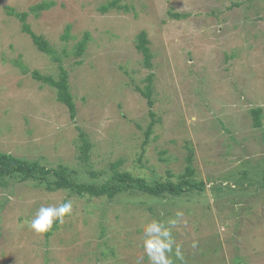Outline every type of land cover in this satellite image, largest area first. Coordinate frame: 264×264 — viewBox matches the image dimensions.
Returning <instances> with one entry per match:
<instances>
[{
  "label": "rangeland",
  "instance_id": "1",
  "mask_svg": "<svg viewBox=\"0 0 264 264\" xmlns=\"http://www.w3.org/2000/svg\"><path fill=\"white\" fill-rule=\"evenodd\" d=\"M41 1L55 5L32 12ZM111 1L0 0V157L64 164L78 181L92 182L106 181L122 160L120 170L153 183L177 182L192 155L194 179L205 188L179 197L127 190L110 200L7 178L0 264H149L143 226L177 211L184 216L173 236L183 264H264V0H120L122 8L102 11ZM23 12L69 73L75 118L56 88L33 76L58 79L59 63L23 31L15 15ZM141 31L151 67L136 47ZM149 74L152 108L136 89ZM66 200L73 213L52 235L29 228L41 206Z\"/></svg>",
  "mask_w": 264,
  "mask_h": 264
},
{
  "label": "trees",
  "instance_id": "2",
  "mask_svg": "<svg viewBox=\"0 0 264 264\" xmlns=\"http://www.w3.org/2000/svg\"><path fill=\"white\" fill-rule=\"evenodd\" d=\"M120 0H113L107 5L101 7L102 11H108L112 6L117 8H122V5L119 4ZM55 5L54 1H41L38 4H35L31 7V11L34 13L42 12L48 8ZM11 13H13V8L9 7ZM173 14V13H172ZM15 15L22 22V29L24 32L31 35L33 42L36 44L37 48L51 55L55 61L59 63V77L55 79L53 76H44L37 71L33 72V76L39 80L43 81L45 84H48L52 87H55L57 90V98L59 102L65 104L69 109L70 116L75 118L77 108L76 102L70 90L69 85V73L66 68L60 62L56 51L52 48L49 42L42 36L35 33L30 24L27 22V13H15ZM174 16H180L178 13H174ZM69 29L67 27L64 38H69ZM89 39V33L85 34L84 39L77 45L75 54L80 56L84 53ZM150 39L146 31H141L137 36L136 47L144 56V64L147 67L152 66V53L149 46ZM146 84L144 87L137 86L136 89L141 92V94L147 99L149 107L152 108L154 102L152 100V74H149L146 78ZM150 114L154 117V111L151 109ZM253 115V124L255 127L260 128L262 126V108L257 107L252 109ZM150 127L146 131V136L150 134ZM80 138L82 143L79 146L81 150V156L87 158L88 152L90 150V145L87 142L84 132L81 131ZM147 142V140L145 141ZM9 156V155H8ZM3 155L0 157V160L3 159V162L8 163L7 167H0V182L5 183V179L17 178L20 181H26L28 179H43L46 182V186L49 190L55 191L59 189L69 190L71 193L85 196L89 195L93 198L106 197L110 200L116 197L118 194H121L127 190L137 189L138 193H143L146 195L161 197L166 194H171L174 197L184 196L187 193L194 192L195 190L202 191L205 188V185L202 181H196L194 179L195 169L192 167L191 163L193 160L192 155L187 156V165L185 167L184 173L181 175L180 179L175 181H159L155 180L153 183H149L143 177H135L132 173L126 170H120L119 167L122 163V160L112 164L110 175L108 179L104 182H92V181H78L74 178L73 173L67 165L61 164L57 169H49L47 166L43 165L41 162L34 160H17ZM1 161V162H2ZM0 162V163H1ZM247 170H244V176H247ZM264 173V172H263ZM262 173V174H263ZM50 174L54 176L49 177ZM264 177V175H263ZM58 224L54 226V229L47 233V236L53 234L54 230L57 229Z\"/></svg>",
  "mask_w": 264,
  "mask_h": 264
},
{
  "label": "clouds",
  "instance_id": "3",
  "mask_svg": "<svg viewBox=\"0 0 264 264\" xmlns=\"http://www.w3.org/2000/svg\"><path fill=\"white\" fill-rule=\"evenodd\" d=\"M73 213V202L66 200L57 205L41 206L35 216L28 221V226L38 235H45L56 224H63L65 218ZM184 213L177 211L175 217L166 222L151 220L143 226V250L149 264H175L184 261L182 245L173 236V229L183 220ZM143 259V257H141Z\"/></svg>",
  "mask_w": 264,
  "mask_h": 264
}]
</instances>
